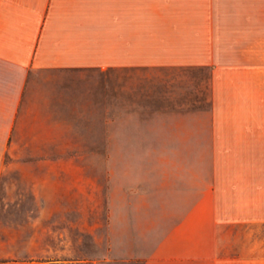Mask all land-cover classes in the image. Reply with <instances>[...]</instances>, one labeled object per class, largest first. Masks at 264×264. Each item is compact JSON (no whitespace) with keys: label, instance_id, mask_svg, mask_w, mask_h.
<instances>
[{"label":"rangeland","instance_id":"obj_1","mask_svg":"<svg viewBox=\"0 0 264 264\" xmlns=\"http://www.w3.org/2000/svg\"><path fill=\"white\" fill-rule=\"evenodd\" d=\"M208 80L206 68L33 71L0 143V264H146L210 165L172 125L208 117ZM235 231L237 248L264 246V225Z\"/></svg>","mask_w":264,"mask_h":264},{"label":"crops","instance_id":"obj_2","mask_svg":"<svg viewBox=\"0 0 264 264\" xmlns=\"http://www.w3.org/2000/svg\"><path fill=\"white\" fill-rule=\"evenodd\" d=\"M87 68L209 70L208 117L172 125L210 165L146 264H264V246L228 242L264 225V0H0V143L33 71Z\"/></svg>","mask_w":264,"mask_h":264}]
</instances>
